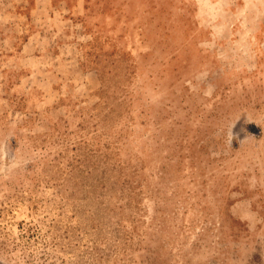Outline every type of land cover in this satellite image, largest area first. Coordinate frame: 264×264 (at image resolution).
Masks as SVG:
<instances>
[{"label":"rangeland","instance_id":"374dc122","mask_svg":"<svg viewBox=\"0 0 264 264\" xmlns=\"http://www.w3.org/2000/svg\"><path fill=\"white\" fill-rule=\"evenodd\" d=\"M0 264H264V0H0Z\"/></svg>","mask_w":264,"mask_h":264}]
</instances>
